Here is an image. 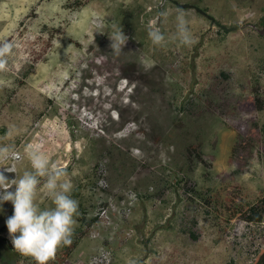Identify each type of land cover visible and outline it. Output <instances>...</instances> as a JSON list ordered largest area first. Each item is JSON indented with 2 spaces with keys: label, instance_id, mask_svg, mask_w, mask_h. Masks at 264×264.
Returning a JSON list of instances; mask_svg holds the SVG:
<instances>
[{
  "label": "rangeland",
  "instance_id": "1",
  "mask_svg": "<svg viewBox=\"0 0 264 264\" xmlns=\"http://www.w3.org/2000/svg\"><path fill=\"white\" fill-rule=\"evenodd\" d=\"M0 264H264V0H0Z\"/></svg>",
  "mask_w": 264,
  "mask_h": 264
},
{
  "label": "bare ground",
  "instance_id": "2",
  "mask_svg": "<svg viewBox=\"0 0 264 264\" xmlns=\"http://www.w3.org/2000/svg\"><path fill=\"white\" fill-rule=\"evenodd\" d=\"M62 18H63V20H61L60 22H58V23H60L61 24V26H63V24L64 23H69V22H71L70 21V19H69V17H68V15H64V16H62ZM42 27H45V24H43V25H41ZM66 29H67V26H66ZM92 29V28H91ZM56 30V29H55ZM65 30V29H64ZM70 33V32H69ZM64 34V33H63ZM60 36V35H59ZM62 36V35H61ZM63 37V36H62ZM61 37V38H62ZM67 37V36H66ZM71 37V36H70ZM60 38V37H59ZM68 40V39H70V38H64V40ZM59 40V39H58ZM66 41H64L63 43H65ZM62 43V44H63ZM55 44V43H54ZM60 44V43H59ZM64 45V44H63ZM60 46V45H59ZM53 47H58L57 45H54ZM89 69V68H88ZM53 70V69H52ZM51 70V71H52ZM50 71V72H51ZM55 71L56 70H54V73H55ZM85 71H86V69H85ZM87 71H89V70H87ZM127 71V70H126ZM42 72H44V70L42 71ZM47 74H49L47 71H45ZM53 72V71H52ZM58 72V71H57ZM130 72H134V71H130ZM45 74V73H44ZM56 74V73H55ZM59 74V73H58ZM86 76L85 77H87V76H89V73L88 72H86V73H84ZM91 74V73H90ZM46 75V74H45ZM84 76V75H83ZM112 76V75H111ZM60 78H61V76H59ZM52 79V78H51ZM74 81V80H73ZM77 81V80H76ZM79 82H81L82 83V85L79 87L80 88V90H78V89H76L75 87H71L70 89V91L71 92H73V91H79V97L77 98H72V102L73 103H75V104H77L79 107L77 108V112L79 111L80 112V107H81V105H86L85 103H84V101L85 100H87V99H89V100H93V101H95V97H97L98 98V100L99 99H101V101L102 102H111L112 104V107H114V108H118V107H120V109L124 112H131V111H133V112H137L138 110H142V106H140L139 107V104L136 106V107H133V105H132V102H131V100H130V98L132 97V93H127V95L129 96V99L128 100H124L123 98H121V97H116V98H113V93L115 92V90H117V83H115V85H114V83H111L110 82V80L106 77V78H103V79H100V80H97V79H90V81H85L84 79L81 81H79ZM80 83V84H81ZM57 85V84H56ZM73 85H75V84H73ZM105 86V88H103V87ZM109 86V87H108ZM126 87L127 86H123V87H120L119 88V95L121 94L122 95V93L124 92V90L126 89ZM69 88V87H68ZM97 89L98 90V93H92V90L93 89ZM111 88V89H110ZM68 92H69V90H68ZM97 92V91H96ZM85 99V100H84ZM100 101V100H99ZM89 102V101H88ZM95 103H97L98 104V102H96L95 101ZM98 106V105H97ZM96 106V107H97ZM99 107V106H98ZM93 107L91 106V109H92ZM112 108H109V107H105V112H106V114H109V112H110V110H111ZM93 112H95V111H93ZM90 113H92V112H90ZM137 113H139V112H137ZM99 115H101V116H99ZM107 116V115H106ZM103 117H105L103 114H102V112L101 113H95L94 114V116H92L91 118L93 119V120H96L97 121V123H101L103 120H105V119H103L102 120V118ZM90 118V119H91ZM104 123V122H103ZM94 125V124H93ZM98 125V124H97ZM104 125V124H103ZM106 125V124H105ZM100 127V126H99ZM52 128V127H51ZM98 129V128H97ZM131 130V129H130ZM55 130H53V134H51L52 136H51V138L54 140V139H59V134H56L55 132H54ZM56 145V144H55ZM54 153V150H52V149H50L49 150V154H53ZM12 157H13V155H12ZM31 215V214H30Z\"/></svg>",
  "mask_w": 264,
  "mask_h": 264
}]
</instances>
